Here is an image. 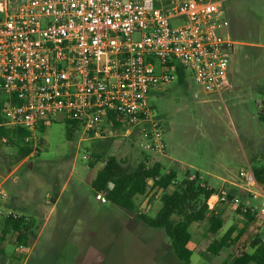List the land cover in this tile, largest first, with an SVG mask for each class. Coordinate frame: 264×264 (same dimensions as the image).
I'll use <instances>...</instances> for the list:
<instances>
[{
    "label": "rangeland",
    "instance_id": "1",
    "mask_svg": "<svg viewBox=\"0 0 264 264\" xmlns=\"http://www.w3.org/2000/svg\"><path fill=\"white\" fill-rule=\"evenodd\" d=\"M226 7L238 45L222 90L207 93L187 76L183 84L174 82L154 93L149 103L164 129L165 156L157 158L165 170L177 168L178 179L187 170L192 176L198 172L218 195L228 196L233 195L228 186L247 184L250 168L264 163V123L258 118L264 88V0H228ZM4 98L0 91V100ZM67 123L65 114H57L42 123V130L40 124L29 141L33 152L19 163L18 149L0 141V188L16 212L33 222L27 245L17 243L14 233L6 236L0 264H54L70 255L73 264H185L176 258L164 230L150 228L140 218L156 215L163 192L136 196L134 212L95 198L92 181L105 159L115 156L129 171L143 161L140 134L114 129L92 138L79 130L68 139ZM3 207L9 208L0 199ZM257 211L247 223L245 214L233 209L216 235L207 221L194 223L190 264H233L240 250L251 251L250 241L264 234L263 208ZM231 226L245 228L239 242L219 256L207 253L209 244Z\"/></svg>",
    "mask_w": 264,
    "mask_h": 264
},
{
    "label": "built area",
    "instance_id": "2",
    "mask_svg": "<svg viewBox=\"0 0 264 264\" xmlns=\"http://www.w3.org/2000/svg\"><path fill=\"white\" fill-rule=\"evenodd\" d=\"M227 1L0 0V126L30 131L29 142L40 124L65 114L84 136L138 132L145 151L164 157L149 98L178 81L177 67L207 93L222 90L238 45ZM246 179L255 184L251 168ZM95 198L108 203L106 191ZM218 201L248 212L236 197ZM22 216L0 209L3 219Z\"/></svg>",
    "mask_w": 264,
    "mask_h": 264
},
{
    "label": "trees",
    "instance_id": "3",
    "mask_svg": "<svg viewBox=\"0 0 264 264\" xmlns=\"http://www.w3.org/2000/svg\"><path fill=\"white\" fill-rule=\"evenodd\" d=\"M178 84H183L186 80V71L182 67H177ZM262 96L261 109L258 118L264 123V88L260 92ZM2 105L0 103V111ZM66 135L72 139L80 125L77 121L67 119ZM3 122L0 114V124ZM45 126L40 125L39 130ZM31 132L22 128H7L0 126V141L4 139L7 145L16 147L18 153L16 162L19 163L33 152L31 143L26 138ZM144 159L134 170L129 171L122 161L115 156H110L104 160L103 166L98 171L92 181L94 192L106 191L108 203L121 207L129 211H136L137 205L135 197L147 195L152 190L163 192L162 206L154 217L147 214H140L142 221L150 228L164 230L170 239L171 249L176 258L185 263H191L193 250L190 248L193 234L191 226L194 223L207 221L209 232L216 235L224 226L222 213L210 210L209 199L216 193L210 188L198 172H194L196 177L190 179L192 172L187 170L183 173L182 179L179 178V170L175 167L165 170L164 165L156 156L143 150ZM96 158L100 159L99 156ZM253 175L258 184L264 187V163L254 165ZM153 181V183H151ZM228 198H233L228 195ZM240 211V210H239ZM247 223L253 221L254 214L251 208L244 213ZM2 243L9 234L17 235V243L27 245L33 230V222L26 216L19 219L7 218L3 222ZM248 225V224H247ZM237 231L235 226H231L219 240H214L207 247L206 252L219 256L222 252L236 245L241 239L243 232ZM248 249L240 250L233 264H264V234H257L253 238Z\"/></svg>",
    "mask_w": 264,
    "mask_h": 264
},
{
    "label": "crops",
    "instance_id": "4",
    "mask_svg": "<svg viewBox=\"0 0 264 264\" xmlns=\"http://www.w3.org/2000/svg\"><path fill=\"white\" fill-rule=\"evenodd\" d=\"M233 185L234 186H228V190L233 194L232 197L238 198L244 206H248L252 210L254 209L253 212H258L257 211L258 207H262L264 211V188L262 185L258 184L256 181H255V184L247 183L245 185L244 184H233ZM210 188H213V187H210ZM252 192L257 193L256 197H253L251 195ZM0 199L3 205L12 208L15 211L19 210L15 205L10 203V200L8 197H5L3 199L0 198ZM257 199H263V200L259 201L258 203H255L258 201ZM55 202H57V199L55 200ZM209 205H210V210H215L216 212L222 213L223 219L225 218L226 215L231 214L233 210L230 207V205L218 201V193H215L214 195L210 197ZM22 215L28 217L24 213H22ZM3 222H4V219L0 218V223H3ZM2 230H3V227L1 228V232ZM5 241L6 239L2 243H4ZM2 247L0 248V259L3 255H5L4 249ZM62 259H63L62 257L60 259L56 258L54 264H73V255L66 257V259H64V262L62 261ZM60 261L62 263H60Z\"/></svg>",
    "mask_w": 264,
    "mask_h": 264
}]
</instances>
